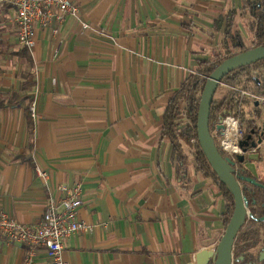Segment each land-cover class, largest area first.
Instances as JSON below:
<instances>
[{
    "label": "crops",
    "instance_id": "crops-1",
    "mask_svg": "<svg viewBox=\"0 0 264 264\" xmlns=\"http://www.w3.org/2000/svg\"><path fill=\"white\" fill-rule=\"evenodd\" d=\"M73 2L78 13L66 14L55 35L34 25L30 51L17 46L14 7L0 11L13 28L0 23V212L34 228L57 184L80 183L77 218L93 229L63 241L68 264H188L202 234L204 247L219 242L227 201L189 149L178 175L162 116L200 61L224 48L219 15L235 10L244 36L246 0ZM244 165L264 180V162ZM46 260L44 247L0 243V264Z\"/></svg>",
    "mask_w": 264,
    "mask_h": 264
},
{
    "label": "trees",
    "instance_id": "trees-1",
    "mask_svg": "<svg viewBox=\"0 0 264 264\" xmlns=\"http://www.w3.org/2000/svg\"><path fill=\"white\" fill-rule=\"evenodd\" d=\"M245 13L249 16L247 21L248 32L254 36L257 45L264 44V0H246ZM235 10H229L218 16L215 20V29L220 31L224 28L223 47L240 48L243 41V34L235 29ZM235 54V53H234ZM234 54H230L217 62L200 61V69L197 74H192L177 90H175L166 105L162 116V137H166L171 144L172 158L176 162V169L179 176L187 173V167L191 161L187 149L197 162L198 170L204 176H213L222 190L227 201V207L223 214L225 227L230 221L234 210V196L222 183L207 161L198 140L197 117L201 102V95L208 76L223 61ZM264 59L250 65L242 66L227 74L223 82L235 86L249 87L251 84L258 93H264ZM261 70V71H260ZM258 72V73H257ZM257 73V74H255ZM217 94V91H216ZM7 102L0 99V109L5 107ZM185 114L190 123L177 121L178 115ZM233 114L241 119V125L245 131V140L249 139V144L244 143L243 147L251 149V142L256 139L258 129V119L261 116L260 108L247 100L241 99L235 91H227L222 97H214L211 106L210 126L222 117ZM193 139H197L194 143ZM219 146L218 140L215 138ZM240 162L239 174L244 177H252L260 184H254L246 180H241V186L245 197L249 201V210L257 218L264 216V180L254 175L245 165L246 161ZM257 218H249L245 227L237 236L234 246V264H244L257 261V257L250 252L251 249L264 247V221ZM244 256V259H239ZM264 264V262H263Z\"/></svg>",
    "mask_w": 264,
    "mask_h": 264
},
{
    "label": "built area",
    "instance_id": "built-area-1",
    "mask_svg": "<svg viewBox=\"0 0 264 264\" xmlns=\"http://www.w3.org/2000/svg\"><path fill=\"white\" fill-rule=\"evenodd\" d=\"M8 1L15 9L13 23L16 26V39L18 44L27 50L34 46V25L38 24L42 28L49 29L53 35L58 32L66 14L75 16L78 7L73 0H0ZM89 24L82 23V28H88ZM256 46L253 39L244 40L241 51ZM219 59L212 60V63ZM221 85L227 91H235L241 99L247 100L260 108L261 116L258 119V136L264 137V93L255 91L251 84L249 87L235 86L222 82ZM33 114L34 106H30ZM187 123L191 124L188 120ZM211 134L219 142V149L225 157H229L236 169H239V155H247L255 152L264 145L252 147L246 150L243 147L245 141V131L241 125L240 117L229 114L216 120L210 126ZM257 137V136H256ZM196 143L197 139H193ZM38 176L48 182V172L37 169ZM81 184L72 186L57 184L54 194L48 197L41 220L36 227L25 226L17 222L6 212H0V243L4 240L19 241L31 246H41L45 248L47 260L44 264H68L63 258V241L70 235L78 232H89L93 225L77 218L78 210L82 204ZM34 254L31 249L27 262H30Z\"/></svg>",
    "mask_w": 264,
    "mask_h": 264
},
{
    "label": "water",
    "instance_id": "water-1",
    "mask_svg": "<svg viewBox=\"0 0 264 264\" xmlns=\"http://www.w3.org/2000/svg\"><path fill=\"white\" fill-rule=\"evenodd\" d=\"M263 59L264 44L256 45L225 58L206 80L197 117L198 140L210 166L217 174L220 181L224 183L233 194L234 210L219 242L204 247L202 234L200 236L202 248L196 254L190 256V262L188 264H234V246L237 236L245 227L249 218H257L249 210V201L243 193L241 180H246L254 184L260 183L252 177L241 176L239 174V169L237 170L234 166V162L229 157H225L222 154L216 144L215 138L211 134L210 114L216 91L223 82L224 77L237 68L253 64ZM249 139L250 138L245 140L244 143L249 144ZM263 140L264 137L257 135L256 139L251 142V146L259 147L260 143H263ZM238 160L239 162H243L245 160V155H239ZM257 219L264 221V216ZM244 258V256H241L236 260ZM263 262L264 247L260 249L257 261L244 264H263Z\"/></svg>",
    "mask_w": 264,
    "mask_h": 264
},
{
    "label": "rangeland",
    "instance_id": "rangeland-1",
    "mask_svg": "<svg viewBox=\"0 0 264 264\" xmlns=\"http://www.w3.org/2000/svg\"><path fill=\"white\" fill-rule=\"evenodd\" d=\"M1 10H4V12H8V10L10 11V10H13L12 9V5L10 4V3H0V11ZM1 16L2 17H0V23L3 21V23H4V25L6 26V29H8L7 31L8 32H10L11 34L13 33V28H12V26H10L8 23H6L7 22V20H8V18L6 17V15H4V14H2L1 13ZM248 18H249V16L246 14V24H247V21H248ZM241 28H242V30H244V36L245 37H252L253 38V40H254V42H255V44L257 45V42H256V39L254 38V36H252L250 33H248V29L246 30V27H245V24H243L242 23V26H241ZM0 30H1V27H0ZM15 33H16V31H15ZM243 36V37H244ZM222 45V44H221ZM17 46L18 47H21L19 44H18V42H17ZM241 46H240V48H236V47H228V48H222V46L218 49L219 51H215V53L214 52H211V55H210V57L211 58H214L216 55H217V57H215L214 59H218V58H222V57H226V56H228V55H230V54H234V53H238V52H240L241 51ZM213 54V55H212ZM214 54H216L215 56H214ZM219 54V55H218ZM216 59V60H217ZM263 71V74H264V69H262ZM261 71V70H260ZM258 73V72H257ZM257 73H255V74H257ZM227 92V89L225 88V87H223L222 85H220L219 87H218V89H217V94H215L216 95V97H222L225 93ZM263 115V117H264V113L262 114ZM262 147V148H261ZM260 147V149H258V151L257 152H255L254 154H247V156H246V158H247V161L248 162H257V163H262V162H264V146H261ZM260 171H261V175H262V178H264V170H262V169H260ZM254 255H255V252L253 253ZM256 256V255H255Z\"/></svg>",
    "mask_w": 264,
    "mask_h": 264
}]
</instances>
